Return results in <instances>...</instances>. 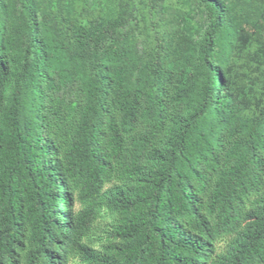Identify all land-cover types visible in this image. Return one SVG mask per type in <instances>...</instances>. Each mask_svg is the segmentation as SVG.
Segmentation results:
<instances>
[{"label": "trees", "instance_id": "16d2710c", "mask_svg": "<svg viewBox=\"0 0 264 264\" xmlns=\"http://www.w3.org/2000/svg\"><path fill=\"white\" fill-rule=\"evenodd\" d=\"M0 264H264V0H0Z\"/></svg>", "mask_w": 264, "mask_h": 264}]
</instances>
